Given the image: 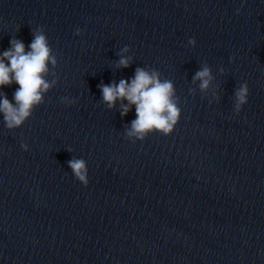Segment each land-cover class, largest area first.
Returning <instances> with one entry per match:
<instances>
[{"label":"clouds","instance_id":"obj_1","mask_svg":"<svg viewBox=\"0 0 264 264\" xmlns=\"http://www.w3.org/2000/svg\"><path fill=\"white\" fill-rule=\"evenodd\" d=\"M239 11L237 9V14ZM81 34V30L77 29L75 35ZM32 35L28 50L23 41L13 39L10 41L11 47L0 55V89L13 83L19 85L13 93L14 103L6 94L0 98V114L9 130L20 128L32 116L35 108L44 103L45 94L57 84V79L51 81L46 79L49 65L55 68L58 61L43 28L36 29ZM188 43L195 46L196 41L193 38L189 39ZM129 51L128 46L121 50L117 67L130 66L132 57L125 55ZM212 79L211 69L207 65L193 77L194 82L200 81L199 87L202 92L209 88ZM99 87L103 101L109 109L115 107L118 100L121 101V116H126L131 107L135 106L136 118L131 122V127L126 129L129 138L135 137L142 141L153 131L169 135L179 121L181 109L177 106L178 98H174V85L171 80L161 79V73L156 69L138 67L130 81L121 79L119 83L101 84ZM248 95V85L240 84L235 91L236 114H239L248 102ZM61 100L68 106L76 103L75 99L68 97H62ZM21 147L25 151L28 150L26 144H22ZM68 166L74 177L87 187L89 180L86 161L73 158L68 161Z\"/></svg>","mask_w":264,"mask_h":264}]
</instances>
